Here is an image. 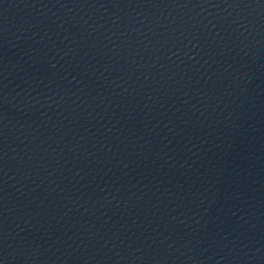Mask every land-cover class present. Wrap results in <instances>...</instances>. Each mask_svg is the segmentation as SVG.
I'll use <instances>...</instances> for the list:
<instances>
[{
    "label": "water",
    "instance_id": "1",
    "mask_svg": "<svg viewBox=\"0 0 264 264\" xmlns=\"http://www.w3.org/2000/svg\"><path fill=\"white\" fill-rule=\"evenodd\" d=\"M0 264H264V0H0Z\"/></svg>",
    "mask_w": 264,
    "mask_h": 264
}]
</instances>
